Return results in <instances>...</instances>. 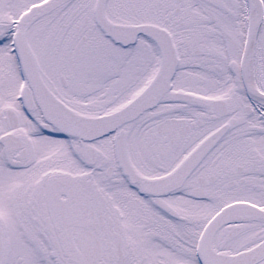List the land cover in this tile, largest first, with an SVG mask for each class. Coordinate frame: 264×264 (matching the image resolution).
Returning <instances> with one entry per match:
<instances>
[{"label": "snow or ice", "instance_id": "obj_1", "mask_svg": "<svg viewBox=\"0 0 264 264\" xmlns=\"http://www.w3.org/2000/svg\"><path fill=\"white\" fill-rule=\"evenodd\" d=\"M0 264H264V0H0Z\"/></svg>", "mask_w": 264, "mask_h": 264}]
</instances>
